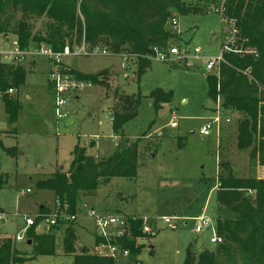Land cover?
<instances>
[{
  "label": "rangeland",
  "instance_id": "374dc122",
  "mask_svg": "<svg viewBox=\"0 0 264 264\" xmlns=\"http://www.w3.org/2000/svg\"><path fill=\"white\" fill-rule=\"evenodd\" d=\"M189 2L201 5L206 13L175 16L177 25L170 21L174 38L170 39L167 49L187 48L191 57L169 56L166 61L154 59L140 81L135 63L128 61V67L123 68L125 60L121 55L65 58L67 65L77 71L96 74L108 69L111 77L107 85L92 83L78 100L71 99L69 115L64 120L56 118L48 65L43 59L26 62L24 67L29 75L18 92L22 106L18 121L4 128L0 135L3 146L17 149L11 155L0 146V173L5 179L0 187V212L7 217L0 232L16 235L18 225L14 219H19L18 224L21 221L20 216H15L16 212L35 213L42 205L53 207L55 193L39 188L38 182L55 171H69L78 138L81 145H86L89 155L104 157V150L107 149L105 156L109 148L114 150L120 139L113 132L110 117L118 104V91L117 96L142 95L138 114L126 127L129 142L140 140L142 166L135 178L113 177L103 182L93 194H82L79 202L103 212L115 210L125 215L155 218L157 230L150 239L141 241L143 248L139 254L120 257L116 264H184L189 247L195 255L216 248L210 243L211 231L195 232L194 219L203 214L214 218L234 216L216 201L220 160L227 159L238 165V174L242 176L249 175L253 169L258 175L262 170L251 165L249 151L237 149L236 112L225 110L223 121L214 126L210 135L200 133L201 127L215 116L219 107L217 100L209 95L206 78L219 64L212 71L207 70L206 65L209 59L219 57L230 37L225 34L223 17L210 12L211 3ZM45 22L46 18L31 20L33 33L44 29ZM4 38L15 37L9 34ZM196 47L202 50L198 57L193 56ZM189 61L195 66H189ZM157 89L172 92L173 100L163 104L156 114L149 97ZM227 117L230 122L225 120ZM2 119L7 120V116L0 97ZM172 120L177 121V127L170 126ZM59 131L67 136L59 138ZM98 141L104 148L96 147ZM202 179H205V185L201 183ZM27 189L31 191L22 195ZM165 217L177 219L168 224ZM78 222L86 229L75 230V254L83 248L93 252V221L84 216ZM57 237L54 255L36 256V245L16 242V254L19 259H24L18 264H73L74 253L64 250L63 233H58ZM239 253L237 251V255ZM236 260L240 263L241 259L237 256Z\"/></svg>",
  "mask_w": 264,
  "mask_h": 264
},
{
  "label": "trees",
  "instance_id": "16d2710c",
  "mask_svg": "<svg viewBox=\"0 0 264 264\" xmlns=\"http://www.w3.org/2000/svg\"><path fill=\"white\" fill-rule=\"evenodd\" d=\"M221 1L198 0L212 5ZM225 6L227 16L238 20L239 32L233 48L236 51L225 53L217 70L207 74L209 95L215 101L220 97L224 110L238 114L237 149L249 151L251 165L262 173L257 175L253 169L249 175L242 176L238 174V165L227 159L220 160L216 201L234 216L216 218L217 233L224 240L222 244L198 255L189 247L184 264H264V0H225ZM193 13L206 11L189 0H0V36L13 34L24 49L42 43L55 51L83 42L89 48L101 46L114 55H127L135 63L140 81L149 70L156 49L168 52L169 41L174 38L170 21L175 16ZM41 18H46L45 28L34 34L31 20ZM5 39L9 43L14 40ZM70 72L78 79L105 85L111 77L108 69L86 74L70 67ZM26 80L23 64H0V97L8 125L17 123L22 108L19 98L8 91L19 90ZM117 92L118 104L111 116L113 132L120 142L114 150L107 156L95 157L78 143L68 172L57 171L38 182L39 188L53 191L56 199L68 204L70 213L80 211L82 194H93L113 177L135 178L142 166L140 140L129 142L126 134L127 124L138 114L142 95L117 96ZM149 98L157 114L163 104L172 102L173 93L157 89ZM2 132L0 129V135ZM0 146L11 155L17 150L3 146L1 138ZM201 181L205 185V179ZM3 183L4 179L0 178V187ZM39 209L43 213L49 211L44 205ZM133 217L127 218L129 235L118 241L131 256L141 252V241L153 236L143 231L142 219ZM77 222L54 225L46 233L31 230L29 236L31 245H36L35 255H54L58 233L62 232L64 250L74 253L73 264H116V259L86 248L75 254ZM100 241L96 238L95 243ZM14 244L9 241L1 247L0 264L24 261L18 258Z\"/></svg>",
  "mask_w": 264,
  "mask_h": 264
},
{
  "label": "built area",
  "instance_id": "2783aa9c",
  "mask_svg": "<svg viewBox=\"0 0 264 264\" xmlns=\"http://www.w3.org/2000/svg\"><path fill=\"white\" fill-rule=\"evenodd\" d=\"M210 12H214L223 17L226 23L225 34L230 37L229 41L223 45L219 57L209 59L206 69L212 71L218 64L224 61L225 53L232 52L234 50L236 51V49L233 48L239 29L238 20L227 16L225 0H222L218 4L211 5ZM172 24L177 25V21L174 19ZM201 52V48L196 47L193 50V56L198 57ZM91 54L114 55L107 48L101 46L89 48L85 42L77 45L76 48L75 45H67L62 51H55L51 46L45 43L35 46L31 45L24 49L19 46L16 39L9 43L4 37L0 36V64L19 65L24 64L32 58H40L47 61L49 67V84L54 97V107L57 120L66 119L69 115L68 106L70 104V100L73 98L76 99L92 86V82L78 79L70 72V67L65 62V58L81 55L88 56ZM191 55V51L187 48L181 50L179 47H173L169 49L168 52L156 49V56L154 59L159 58L160 60L166 61L169 59V56L190 58ZM121 56L125 60V62L122 63V67L126 69L128 67L127 63L130 59L125 54ZM16 91L17 90L15 89H9L8 93L12 95L16 93ZM217 102L219 107L215 116L206 122L200 129V133L204 136L210 135L214 126L223 121L222 114L225 110L222 108L220 97L217 98ZM110 119L113 121L112 116ZM225 120L230 122L228 117ZM170 126L172 128L177 127V121L172 120L170 122ZM3 177V174L0 173V178ZM30 191V189H27V191H23L22 195H25ZM48 210L49 211L46 213L41 212L40 209L36 213L16 212L15 216L21 217L20 224H18V218L14 219V223L18 225L17 233L13 236L8 233L0 232V249L9 241H13L14 243L26 242L29 244V242L32 241V238L29 236L31 230H34L35 233H46L49 232L54 225L62 223L69 224L73 221H78V219L82 216H86L93 221L94 238L96 237L101 240L97 244L95 243V250L93 252L101 256L112 257L116 260L120 257L130 255V251L123 248L118 243L119 239H123L126 235H129L127 221L128 215L118 211L103 212L91 207L88 203L80 205V211L74 214L69 212L68 204H62L58 199L55 200L53 207H48ZM133 218H140L143 220L142 229L145 233L155 234L157 230L155 218L136 215H134ZM174 219H177V217H165L164 221L171 224ZM194 220L196 233L201 234L206 231L212 232V236L210 238V243L212 245H219L224 242L223 238L217 233L216 218L203 214ZM6 221V214L4 212H0V227L5 225Z\"/></svg>",
  "mask_w": 264,
  "mask_h": 264
},
{
  "label": "crops",
  "instance_id": "0c3cea01",
  "mask_svg": "<svg viewBox=\"0 0 264 264\" xmlns=\"http://www.w3.org/2000/svg\"><path fill=\"white\" fill-rule=\"evenodd\" d=\"M40 59V58H39ZM31 61H35V60H38V58L37 59H30ZM190 60V59H189ZM29 61V60H28ZM43 61L48 65V63H47V61L45 60V59H43ZM27 62V61H26ZM26 62L23 64L24 66H25V64H26ZM189 63V66H195V64L193 63V62H191V61H189L188 62ZM48 73H49V71H48ZM28 73H27V77H28ZM50 85V84H49ZM18 92H19V90H17L16 91V93H14V94H12V96H17L18 97ZM11 95V94H10ZM19 98V97H18ZM28 98H30V96L28 95ZM80 98V95L76 98V100H78ZM68 110H69V108H68ZM0 125L2 126V129L1 130H3L4 128H6V127H8V123H7V121L5 120V119H2V120H0ZM78 135H80V133L78 134ZM57 136L59 137V138H62V137H64V136H67V134L65 133V132H62V131H59V133H57ZM81 136V135H80ZM117 137V136H116ZM118 138V137H117ZM77 143H80V139L78 138L77 139ZM77 145V144H76ZM75 145V146H76ZM80 145H81V143H80ZM81 146H83V147H86V145H81ZM96 147L97 148H100L101 146H100V142L98 141V142H96ZM116 147V146H115ZM101 148H104V147H101ZM113 149V148H112ZM74 150V149H73ZM107 150V149H106ZM106 150H104L103 152H104V156H105V152H106ZM88 151V150H87ZM108 151L109 152H107L108 154L107 155H109L112 151H111V148H109L108 149ZM73 153V152H72ZM73 160V159H72ZM63 168V167H62ZM55 172H57V171H55ZM54 172V173H55ZM54 173H51V175L52 174H54ZM2 179H4V178H2ZM5 180V179H4ZM4 184V183H3ZM43 206V205H42ZM44 206H47V207H51V206H48V205H44ZM41 207V206H40ZM38 211H39V209H38ZM37 211V212H38ZM113 211H115V210H113ZM120 212V211H119ZM26 213H30V212H26ZM36 213V212H35ZM136 215H138V214H136ZM139 216H141V215H139ZM82 217H84V216H82ZM77 229H86V226L85 225H81L79 222H77V224L75 225V230H77ZM93 235H94V232H93Z\"/></svg>",
  "mask_w": 264,
  "mask_h": 264
},
{
  "label": "water",
  "instance_id": "95a60500",
  "mask_svg": "<svg viewBox=\"0 0 264 264\" xmlns=\"http://www.w3.org/2000/svg\"><path fill=\"white\" fill-rule=\"evenodd\" d=\"M0 129H2V126L0 125ZM62 168V167H61ZM29 244H31V242H29Z\"/></svg>",
  "mask_w": 264,
  "mask_h": 264
}]
</instances>
